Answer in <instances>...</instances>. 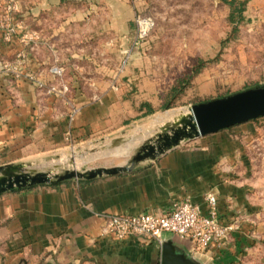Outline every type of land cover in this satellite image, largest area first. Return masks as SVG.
I'll use <instances>...</instances> for the list:
<instances>
[{
  "label": "rangeland",
  "instance_id": "1",
  "mask_svg": "<svg viewBox=\"0 0 264 264\" xmlns=\"http://www.w3.org/2000/svg\"><path fill=\"white\" fill-rule=\"evenodd\" d=\"M230 12L223 0H0V41L20 39L19 60L26 51L34 55L36 71L21 76L41 92L38 97L70 120L80 103H104L109 92L119 105L111 133L89 134L83 142L65 134V148L32 161L31 168L63 173L126 165L191 105L264 84V0H247L241 20L235 14L230 21ZM141 17L152 21L143 38ZM200 60V72L171 96ZM0 73L9 82L18 65L2 62ZM165 101L168 108H162ZM143 103L155 111L143 116ZM256 119L179 145L217 150L249 188V240L242 241L236 264H264V116Z\"/></svg>",
  "mask_w": 264,
  "mask_h": 264
},
{
  "label": "crops",
  "instance_id": "2",
  "mask_svg": "<svg viewBox=\"0 0 264 264\" xmlns=\"http://www.w3.org/2000/svg\"><path fill=\"white\" fill-rule=\"evenodd\" d=\"M115 29L123 32L122 25ZM22 49L18 38L0 41V63L18 65V76L9 82L0 73V165H28L59 153L67 144L65 134L83 142L89 134L112 132L110 124L119 105L109 99L110 92L104 103H80L70 120L44 95L38 97L41 92L21 76L37 69L36 58L28 51L17 58ZM149 87L148 94H155L156 85ZM192 144L168 150L118 175L0 194V264H160L161 246L156 241L135 235L118 239L104 233V216L163 214L186 197L205 209L207 194L215 196L221 221L234 223L230 234L205 250L175 234H165L163 241H173L203 264H236L235 255L243 252L242 241L249 240V188L235 178L224 155L208 150L205 143Z\"/></svg>",
  "mask_w": 264,
  "mask_h": 264
},
{
  "label": "water",
  "instance_id": "3",
  "mask_svg": "<svg viewBox=\"0 0 264 264\" xmlns=\"http://www.w3.org/2000/svg\"><path fill=\"white\" fill-rule=\"evenodd\" d=\"M264 116V84L195 103L161 128L152 141L144 143L126 165L98 166L63 173L36 171L28 164L0 165V194L36 185H57L71 179L92 180L133 170L140 162L155 160L181 143L227 129ZM160 264H203L194 255L181 250L173 241H163Z\"/></svg>",
  "mask_w": 264,
  "mask_h": 264
},
{
  "label": "built area",
  "instance_id": "4",
  "mask_svg": "<svg viewBox=\"0 0 264 264\" xmlns=\"http://www.w3.org/2000/svg\"><path fill=\"white\" fill-rule=\"evenodd\" d=\"M152 25L150 18L138 21V37L147 35ZM13 29L5 33L8 39ZM55 69L54 73H60ZM206 206H201L191 199L185 198L173 203L172 208L163 214L140 213L136 215H105L104 233H111L118 239L129 235L142 236L156 241L160 246L165 234H175L180 238L194 241L200 250L209 248L213 243H220L235 228L234 223L222 222L216 208V198L207 194L204 198Z\"/></svg>",
  "mask_w": 264,
  "mask_h": 264
},
{
  "label": "trees",
  "instance_id": "5",
  "mask_svg": "<svg viewBox=\"0 0 264 264\" xmlns=\"http://www.w3.org/2000/svg\"><path fill=\"white\" fill-rule=\"evenodd\" d=\"M226 4H228L231 8L230 12V21H233L235 19V14L238 18V20H241L243 15L242 12L244 10V6L247 2V0H223ZM202 68V61L200 60L196 66H194L192 72L189 75H186L185 77L179 79L176 84L170 89L171 96H175L176 93L179 92L182 86H185L187 82L192 78L193 75H196L198 72H200V69ZM143 105L146 107V110L142 113L143 116L153 113L155 110L154 108L148 104L143 103ZM169 107V101H165L162 104V108H168ZM257 120V119H255Z\"/></svg>",
  "mask_w": 264,
  "mask_h": 264
}]
</instances>
